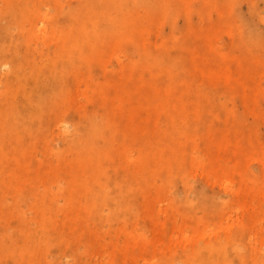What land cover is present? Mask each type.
<instances>
[{
  "label": "rangeland",
  "instance_id": "rangeland-1",
  "mask_svg": "<svg viewBox=\"0 0 264 264\" xmlns=\"http://www.w3.org/2000/svg\"><path fill=\"white\" fill-rule=\"evenodd\" d=\"M18 1L16 6L21 19L15 34L19 39L27 37L30 48L36 51H59L68 47L62 38L53 37L43 41L42 38L30 35L31 31L39 30L44 20V11H50L52 17L44 24H61L54 17L56 8L52 0L27 1L29 6H37V11L31 12V16L25 20L21 15V1ZM157 1H127L123 12L127 14L133 32L122 34L123 25L115 26L116 31L100 25L92 27L90 31L82 27L81 32H89L86 40L88 46L98 52L99 57L96 56L88 68H77L74 65L68 68L64 74L69 76V81L70 78L74 80L66 84L65 95H73L76 88L85 89L89 81L103 83L108 80L114 85L120 78L130 79L134 74V78L145 75L144 79L147 80L148 74H154L148 73L150 70L166 68L160 63L155 65L154 59L161 52V46L176 48L179 51L178 64H182L177 80L189 87L183 107L178 111L198 126L196 130L180 133L179 138L191 139L204 155L205 162L193 169L185 164L176 174L167 161L169 153L161 152L159 158L163 157L167 165L162 160L148 162L152 164L149 167L155 171L148 174L147 178L144 173H138L141 184L135 186L137 193L130 198L125 210L111 217L108 216L109 204H103L98 218L91 215L75 217L66 207L67 197L77 194L75 205H84L91 200L74 193L72 179H67L74 167V153L69 151L72 145L70 140L60 131L63 116L49 115V125H45V129L39 133L35 130L27 131L22 124L12 126L11 130L16 133L15 139L32 156L29 170L37 179L31 183L34 194L17 188L13 195L8 194L5 199H0V218L11 213L12 207H15L14 217L17 216L14 220L16 230L11 233L13 236L0 244V264H184L181 258L183 253L206 248V239L218 238L225 244L227 235L236 238L240 249L228 253L216 264H264V211L251 219L248 208L253 201L257 204L260 196L254 191L245 192L248 188L264 189V0H167L164 7L156 10ZM105 2L62 0L61 4L67 11L79 12V19H83L97 9L105 11ZM179 4L187 7L186 12H177L175 8ZM0 7L8 11L9 6L0 1ZM113 12L115 15L117 10ZM65 29L68 30L69 26ZM197 29L203 33L207 44L196 41ZM55 34L62 35V32L57 29ZM171 36L175 39L171 40ZM141 52L152 54L150 63L140 59ZM187 55L191 56V65ZM233 58L238 59L245 69L238 72L236 65L232 64ZM132 63H140L142 67L139 70L143 71L128 68ZM202 64L211 72L207 80L195 71ZM220 74L226 75L218 79ZM234 81H239L238 89L230 87ZM248 83H255L258 88L255 98H249L252 94L248 97ZM83 100L81 97L79 102ZM201 100L204 103L201 114H190L202 106ZM131 104L135 106L134 101ZM95 109L93 115L102 124L114 120L108 116V111L104 113L97 107ZM109 109L117 121L124 125L130 122L129 117L117 114L116 107L111 105ZM142 112L146 115L148 111ZM171 116L164 115L151 125L167 127L169 120H172ZM137 120L134 117L132 121ZM68 124L70 128L73 127L71 117ZM239 132L250 139L247 143L239 140L244 149L250 151L247 175L245 179H237L234 175L233 178H227L226 173L215 166H229L231 171L236 157L218 151L217 161L213 160L210 156L215 148L213 141L219 133L231 138ZM166 135L168 133L160 136L159 140L156 135H152L150 139L161 142L159 146L163 149ZM144 139L143 134L137 133L127 135L125 141L139 143ZM7 142L10 146L13 144L10 140ZM208 144L211 145L210 152ZM130 146H135L132 151L138 154L137 145ZM57 151L61 152L60 158ZM186 152L187 145L179 148L181 155ZM129 167L131 170L137 169L133 164ZM82 178L84 181L91 180L88 177ZM227 181H230L229 186ZM239 188L244 193L242 197L235 192ZM25 196L28 197L25 199L31 200V206L23 199ZM207 200L210 201L208 204ZM56 203L60 205L50 217V222L58 230L53 242L47 244L45 234L42 235L41 228L37 227L36 236L39 238L34 239L37 246L30 255L31 261H25L21 255L9 252L7 248L19 240V227H35L32 216ZM20 213L25 220L20 218ZM67 218L68 225L66 223L61 229L62 221ZM227 223L231 225L229 228L224 227ZM78 224L85 226L86 233L77 231ZM12 229L10 226L9 230ZM4 230L7 229L0 226V232Z\"/></svg>",
  "mask_w": 264,
  "mask_h": 264
},
{
  "label": "bare ground",
  "instance_id": "bare-ground-1",
  "mask_svg": "<svg viewBox=\"0 0 264 264\" xmlns=\"http://www.w3.org/2000/svg\"><path fill=\"white\" fill-rule=\"evenodd\" d=\"M0 1L9 6L7 7L8 11L2 10L0 7V199H5L8 194L9 196L13 195L17 188L25 193H35L31 183L37 177L31 175L29 170L32 156L26 147L19 145L20 142L15 139L16 133L11 130V127L22 124L27 131L35 130L39 133L45 129V125H49L47 117L51 114L63 116L60 120V131L72 144L69 151L74 153L72 158L74 167L67 179H72L74 193L86 196L91 200L84 205L80 203L75 205L77 194L67 197V204H71V206L66 204V207L75 217L80 215L83 218L91 215L98 218L99 214L101 215V205L103 204H109L110 214L108 216L111 217L118 215L119 211L125 210L130 198L135 192L137 193L135 186L141 184L138 173H144L143 175L147 178L148 174L155 171L149 167L152 164L148 162L162 160V163L167 165L163 157L159 158L161 152L169 153L167 161L172 165V170L176 174L185 164H189L193 169L205 162L204 155L193 145L191 139L180 140L179 138L180 133L196 130L198 126L195 122L184 118L185 115L179 114L178 111L183 107L189 87L184 83H178L177 76L182 64H178L177 54L179 51L176 48L167 49L161 46V52L154 59L155 65L160 63L166 68L150 70L148 73L154 74H148L147 80L144 79L145 75L134 78L136 75L134 74L130 79L120 78L114 85L107 82L108 80L103 83L89 81L85 89L76 88L73 95L69 93L65 95L66 84L70 81L72 83L74 80L70 78L69 81V76L64 74L68 68L73 65L77 68L84 66L88 68L93 64L96 56L99 57V53L88 46L86 40L89 32H81L82 27L85 26V30L90 31L92 27L100 25L102 28L116 31L115 26L122 27L123 25L122 34L133 32L127 14L123 12L128 0H106L105 11L97 9L83 19H79L77 15L79 12L65 10L61 4L62 0H52L56 8L54 17L56 16L61 24L55 22L51 25L44 24L43 22L52 17L50 11L42 10L44 11L42 12L44 20L39 30L31 31L30 35L42 38L43 41L51 40L50 38L53 37L62 38L63 43L68 47L61 48L59 51H36L30 48L27 37L23 36L22 40L19 39L15 34V28L20 27L19 18L21 19L17 11V0ZM20 1L23 20L28 19L31 12L37 11V6L28 5L27 1L29 0H19L18 3ZM166 1L158 0L155 9L159 10L164 7ZM188 1L191 0H186V2ZM186 8L179 4V7L175 9L182 13L186 12ZM115 10L117 13L113 15ZM66 26H69L68 30L65 29ZM57 29L62 32V35L55 34ZM204 38L203 33L197 29L196 41L207 44ZM174 39L175 37L171 36V40ZM22 46L24 49H21ZM151 57L152 54L149 52L140 53V59L142 58L146 62L150 63ZM187 60L191 65L190 55H187ZM232 62L236 65L238 72L245 69L238 59L233 58ZM132 67L139 70L142 66L140 63H132L128 66V68ZM57 68L59 69L57 70ZM139 71H143V69ZM195 71L206 80L211 74L209 68L204 64L200 69L196 68ZM225 75L220 74L217 78L222 79ZM233 84L230 86L233 89H238L240 86L239 81H234ZM248 84L250 88L248 97L252 94L249 98H255L258 88L255 83ZM81 97L84 100L79 102ZM132 101L135 102V106L131 104ZM201 102L202 106L198 107L199 110L196 109L190 114L196 116L201 114L200 110L203 111L204 107L202 100ZM111 105L117 108V114L129 117L130 122L124 125L121 121H117L110 113L109 106ZM96 107L104 113L108 111V116L114 120L102 124L97 116L93 115ZM142 111L148 112L145 115ZM168 114L172 115L170 117L172 120H169L167 127L151 125L154 120ZM70 117L72 118V128L68 124ZM134 117L138 119L136 122L132 121ZM137 133L143 134L145 139L139 143L125 141L127 135ZM165 133L168 135H166L167 139L164 140L165 145H162V149L159 146L161 142L159 144L150 137L156 135L159 140V137ZM7 140L12 141L13 144L10 146ZM239 140L247 143L250 139L241 132L231 138L219 133L215 142L213 141L215 148L210 155L213 160L217 161L218 151H225L234 155V158L236 157L233 159L235 161L231 171H229V166L221 167V164L215 166L217 169L221 168L227 178H233L234 175L237 179H245L247 175L246 167L250 151L244 149ZM130 144L137 145L138 154L132 151L135 146H130ZM185 145H187V152L181 155L179 148ZM208 148L210 152V144H208ZM60 153L57 151L59 158L61 157ZM79 160L83 162L81 163ZM131 164L136 165L138 170H131L129 167ZM212 164L214 165L213 161ZM82 176L91 180L84 181ZM227 185H230V181H227ZM248 191H254L260 196V199L257 197L259 202L257 204L254 201L251 202L248 208L250 218L254 219L255 215L258 216L260 211H264V189L248 188L245 190V192ZM235 192L240 193L241 197L244 196L241 188ZM25 198L28 197H23V199ZM25 202L31 204L29 199H25ZM209 202L207 200V204ZM59 205V203L51 205L32 216L35 227L20 226L19 240L7 250L21 255L25 261H31L30 255L37 246V241L34 239L39 238L36 236L37 227L41 228L42 235L45 234L44 239L47 240L45 242L51 244L58 230L57 226L50 222V217ZM68 209L66 210L69 211ZM14 212L15 207H12L11 213L0 218V226L7 229L0 232V244L10 239L13 236L11 233L16 230L14 220L17 216L14 217ZM20 218L25 220L23 214ZM68 219L62 221L61 229L66 226ZM10 226L13 227L12 230H9ZM229 226H231L229 223L224 225L225 228H229ZM76 227L79 233H86L84 225L78 224ZM24 229L27 231L24 232ZM206 241L204 245L206 248L183 253L181 258L184 264H216L228 253L240 249L236 238L230 235L226 236L225 244L218 238L206 239Z\"/></svg>",
  "mask_w": 264,
  "mask_h": 264
}]
</instances>
